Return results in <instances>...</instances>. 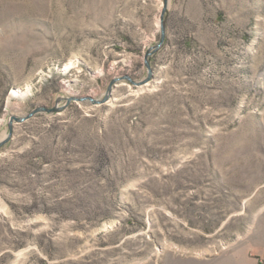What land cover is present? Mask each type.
<instances>
[{"label": "rangeland", "instance_id": "374dc122", "mask_svg": "<svg viewBox=\"0 0 264 264\" xmlns=\"http://www.w3.org/2000/svg\"><path fill=\"white\" fill-rule=\"evenodd\" d=\"M163 7L0 0V264H264V0Z\"/></svg>", "mask_w": 264, "mask_h": 264}, {"label": "water", "instance_id": "95a60500", "mask_svg": "<svg viewBox=\"0 0 264 264\" xmlns=\"http://www.w3.org/2000/svg\"><path fill=\"white\" fill-rule=\"evenodd\" d=\"M164 1V7L162 9V12L160 13L161 14V36H160V39L159 41L162 42L163 38H164V12H165V5H166V0H163ZM146 65H148L147 61H146Z\"/></svg>", "mask_w": 264, "mask_h": 264}]
</instances>
